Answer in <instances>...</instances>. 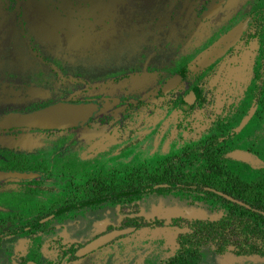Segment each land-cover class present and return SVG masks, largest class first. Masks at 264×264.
I'll return each instance as SVG.
<instances>
[{
    "label": "rangeland",
    "instance_id": "374dc122",
    "mask_svg": "<svg viewBox=\"0 0 264 264\" xmlns=\"http://www.w3.org/2000/svg\"><path fill=\"white\" fill-rule=\"evenodd\" d=\"M25 1L13 2L12 12L18 15L19 24L24 23L23 12L26 13L22 39L16 44L12 41L13 34L2 28L0 21V75L17 80L19 69L29 68L30 74L35 73L32 76L34 84L48 89L49 95L21 101L0 100V116L16 107L33 109L59 99L96 100L101 105L96 116L121 111L123 102L158 100L155 91L161 87L164 79L196 58L200 59L194 71L199 72L211 61L223 56L225 46L240 34L239 30L223 22L217 23L215 27L210 26L211 22H200L201 6L208 0H68L67 11H51L47 3L41 0ZM22 2L25 10L22 9ZM71 14L82 19L72 17ZM101 17L104 23L109 24V28L112 26L111 29L104 27L105 31L97 30ZM112 32L117 34L115 39L111 37ZM121 35H129V39H123ZM35 54L44 57L45 61L43 58L37 59ZM190 77H186L185 86L190 84ZM221 83L226 85L225 78ZM234 83L235 80L232 85ZM157 118L147 119L143 123L142 129L148 133L155 132V135L152 140L148 136L140 140L138 144H144L145 148L140 149V153H133L130 157L133 160L126 157L128 151L116 155L117 150L108 145L106 134L109 125L95 126L97 128L73 127L52 132L31 127L13 130L0 128V158L8 162L28 157L32 164H50L53 158L50 166H56L55 170L60 169V175L54 173L52 176L58 187L54 191L59 192L53 194V200H56L64 191L67 192L73 170L77 172L92 167L89 162L98 164L105 157L112 156L119 158V167L122 168L143 159L163 156L158 152L147 154L148 151L169 148V138L166 143L160 140L158 133L162 132L159 124L162 128L165 126L168 130L173 129L171 135H168L172 139L174 136V139H178L181 133L178 131L180 128L174 126L170 115L164 112L163 116L157 115ZM197 119L195 125L191 124V132L194 134L197 133L194 129L202 131L206 125ZM244 126L243 140H240L242 142L237 148L251 149L253 152L261 150L260 138H264V131L256 129L250 122H245ZM183 132L187 137L191 133L190 130ZM84 161H87L86 164ZM6 184L25 189L16 182ZM24 192L18 193L20 196L12 197L10 201H18L22 197L23 208L26 207L32 196H26ZM46 193L42 192L36 199L38 208L44 207L52 198V195ZM136 202L141 206V213L148 217L184 215L216 219L224 213L223 207L190 202V199L175 189L148 191ZM119 208L118 204L104 203L98 208L84 206L70 209L69 217L57 216L50 220L51 223L62 222L64 227H57L54 232H50L49 237L59 234L67 240L87 241L103 232L108 224L119 223ZM174 228L160 227L153 229V232L164 235L167 241L165 245H174ZM137 231L146 236L150 229L140 227ZM130 236L126 237V241L119 239L91 252L81 260L63 264H159L169 255L167 247L157 249V240H147L139 235ZM38 242L40 245L43 242L44 246L47 243ZM201 253L200 264H264L262 256L237 254L233 251L219 253L207 245L202 247Z\"/></svg>",
    "mask_w": 264,
    "mask_h": 264
},
{
    "label": "flooded vegetation",
    "instance_id": "af4514ba",
    "mask_svg": "<svg viewBox=\"0 0 264 264\" xmlns=\"http://www.w3.org/2000/svg\"><path fill=\"white\" fill-rule=\"evenodd\" d=\"M27 1L28 0H26L25 2ZM41 1L47 3L51 11L56 9L67 11L66 6L68 4V0ZM13 2L14 0H0V21L2 28H5L6 30L10 31L11 34H13L12 41L14 42V44H16L18 40L22 39L21 34L22 32H24L22 28L26 25V13L23 12L24 23L19 24L17 17L18 15L15 16L12 12ZM214 4H219V7L209 15H205V12L209 11L210 7ZM61 5L62 8H60ZM21 6L22 9L25 10V4H23V2L21 3ZM70 11H72V9ZM103 15L104 14H101L100 16ZM72 17L75 16L72 15ZM199 17L201 19L200 22H211L212 25L210 23L209 24L212 27H215L217 23L223 22L226 26H230L239 30L240 34L231 44L225 46L223 56L216 58V60L214 61H211L199 72L194 71L196 69L195 67L198 66V60L200 59L196 58L195 60L188 61L185 67L181 68L180 70H176L174 74L164 79L161 87L155 91V95L157 96L156 98L158 100L140 99L135 102L132 100L130 102H127L128 99H126L125 102L127 103L123 102L121 104V111L117 110V112H108L96 116V113L101 107L100 103L96 100L59 99L49 102L45 105L35 107L33 109H22L17 107L10 109L4 112L0 116V119L11 112H29L46 107L58 101L95 102L97 106L94 109L89 120L86 123L77 126L60 129H49L27 125L9 127H3L0 125V128L2 130H13L20 127H31L38 130L52 132L65 131L73 127L97 128L98 126L109 125V129L106 134L108 138V145L117 150V152H115L116 155H121L128 151L126 157L130 160H133V158H130L132 154L135 152L140 153V149L145 148L143 146L144 144H138L140 143V140L146 138L147 136L150 138V140H152V137L155 135V132L148 133V131L143 130V123L147 119H151L153 117L154 119L157 118V115L163 116L165 112V115H170L171 120H174V126L180 128L178 131H180L181 134L178 139H174L175 136L172 139L168 137V135H171L173 129L170 128L168 130V128H165V126L164 128H162V125L159 124L160 130L162 132L161 134L158 133L160 135V140H162L163 143H166L169 138V148L168 150H157L153 152L148 151L147 154L158 152L163 155L155 156L153 157V159H172L174 156L182 154L184 152L183 150L187 149L195 141L200 140L206 134L213 133L212 131L214 128V123L212 122V117H216L217 114L223 112L225 113V116L230 119L232 116V112H235L237 110L240 112L249 108H253L251 106L253 105V103L250 102V100L254 99V94L256 92L259 93L260 89L264 85V0H208L201 6ZM75 18L79 20L82 19V17ZM20 19H22V15L20 16ZM98 21L99 25L97 26V30L99 32H102V30L105 31L104 27L108 30L111 29L112 26L109 28V24L104 23L105 20L102 17L99 18ZM110 34L111 37H113L114 39L116 38L117 34L115 32H112ZM121 36L123 39H129V35ZM10 44L12 45V42ZM37 55L38 54H35L37 59L41 60L43 58V61H45L44 57L41 58L39 55ZM134 64H136V62H134ZM133 69H135L134 66ZM178 73H181V79L179 80L177 85L173 86L172 88H168L167 82ZM34 75L35 73H29V68H25L23 70L19 69L18 73H16L17 80H15L13 77L7 78L5 75H0V100L21 101L29 100L34 97H47L49 95V90L42 86L34 84V81L32 80V76ZM122 75L124 76L125 73ZM188 76H191V82L188 86H185V82L187 79L186 77ZM223 78H225L226 85H223L221 83V80ZM233 80H235L234 85H232ZM238 82L239 85H237ZM32 88L42 89L45 93L32 94L30 93V90ZM221 91L222 93H220ZM140 108H144L145 110L143 111ZM145 111L147 112V115L145 114ZM199 112H201L200 116L198 114ZM197 117H199L198 119L201 120L202 123H206V125L204 128H202V131L198 130L194 126L196 128L194 130L197 131V133L194 134L191 132V124H196ZM161 121H163V125H165V121L162 119ZM234 122H236L235 119ZM250 122L251 124L255 125L254 127L256 129H261L264 131L263 121L261 122L256 119V122ZM240 125L241 123L239 122L237 126ZM237 126L235 128H237L238 131L236 132L235 136L238 142L237 145H239L242 142L240 140H243L242 133L245 126L242 125L239 128ZM156 127L157 126H155V128ZM183 130H190L191 133L188 137L183 132ZM190 135H195L197 137H191ZM260 140L262 141V144L258 145L261 147V150L253 152L251 149H244L249 151L255 159L254 163H247L258 164L262 162L264 155L263 152L260 153V151L264 150V138H260ZM236 149H238L237 146L229 152ZM229 152H227L228 156H230ZM52 159L50 160V164H45L44 162L41 164H32L31 160L28 157L20 159L17 158V160H10L8 162H4V158H0V170H19L35 172L37 174V176L33 178H9L0 181V264H63L65 262H76L84 258L85 255L100 250L105 246H109L119 239L126 241V237H131V234L133 235L132 237L139 235L143 238H147V240L159 241L158 243H156L157 249L167 247V250L169 251L168 256L172 255L175 252L177 248L176 243L171 241L174 245H165V242L167 241L165 240L164 235L154 234L153 232V229L155 228L166 226L175 227L174 229L176 233V240L178 233L184 231L185 228L180 224H173L170 222V219L174 216L164 217L155 215L148 217L145 215L149 219L159 217L165 218L166 220L163 224L160 225L143 226L149 227L150 229V232H148L146 236H143L141 235V232L137 231V229H139L140 227H137L136 225L132 224L121 226L120 223L123 219L124 213L120 210V208L119 211L121 217L119 223L108 224L103 232L97 234L87 241L67 240L59 234L58 236L49 237L50 232H54L57 227H64L61 224L62 222L51 223L50 220L57 216L69 217L70 209L67 208L71 206V204L77 205L81 203L76 200L78 198H81L83 194L87 193V176H90V174L100 173L113 175L120 168L119 158L112 156L105 157L103 160H101V163L98 164L89 162L92 167H85L84 169L82 168V170H78L77 172L76 170H73L72 175L74 176V178L72 177V175L71 178H69L67 184V192L64 191L62 195H60L56 200H53V194L55 192L54 190H58V187L56 186V182L52 180V176L54 173L60 175V169L55 170L56 166H50ZM94 159L96 158H93L92 160ZM153 159L151 158L143 160L150 161ZM86 162L84 161L85 164ZM75 178H77L78 183L75 181ZM10 182H16L18 185L24 186L25 189L17 186H8L6 183ZM164 184H168L167 186L170 185V183L166 182H164ZM22 192L26 193V196L29 194L32 196V199L29 203L26 204V207L24 206V208L22 197L18 201H10L12 197L20 196L18 195V193ZM42 192H48V194L52 195V198H49V201L44 204V207L38 208L36 199H38L39 195ZM55 193L59 194V192ZM88 207L98 208L94 206ZM132 226L135 227L134 230L117 236L116 238L100 246L96 250L91 251L83 256L76 255V251L78 248L85 245L87 242L91 241L97 236L116 228ZM38 241H47V243L44 246V243L42 242V246ZM72 243H75L76 246L75 250L73 251L70 249ZM159 244L161 247L158 246ZM73 254L75 255V258H72Z\"/></svg>",
    "mask_w": 264,
    "mask_h": 264
},
{
    "label": "trees",
    "instance_id": "16d2710c",
    "mask_svg": "<svg viewBox=\"0 0 264 264\" xmlns=\"http://www.w3.org/2000/svg\"><path fill=\"white\" fill-rule=\"evenodd\" d=\"M254 95L250 100L253 108L232 112L230 119L223 112L212 117L213 133L206 134L172 159L141 160L130 167L124 165L113 175L90 174L86 177L87 193L76 200L81 203L71 204L67 209L118 203L124 213L121 226L160 225L166 219L147 218L140 213L136 200L148 191L175 189L190 202L223 207L224 213L216 219L172 217L171 223L185 229L177 235L175 252L159 264H200L204 245L219 253L233 251L264 257V158L261 163L250 164L227 155L237 146L235 127L239 122L240 126L256 119L264 122V85ZM261 152L264 155V150ZM164 182L170 185L155 187ZM75 248L72 243L70 249Z\"/></svg>",
    "mask_w": 264,
    "mask_h": 264
},
{
    "label": "water",
    "instance_id": "95a60500",
    "mask_svg": "<svg viewBox=\"0 0 264 264\" xmlns=\"http://www.w3.org/2000/svg\"><path fill=\"white\" fill-rule=\"evenodd\" d=\"M218 7L219 4L212 5L209 11L205 12V15H209ZM181 77H182L181 73H178L175 76H173L167 82V87L172 88L173 86L177 85ZM30 93L44 94L45 92L39 88H32L30 90ZM96 106L97 104L95 102L58 101L46 107L39 108L29 112L8 113L0 119V125L3 127L27 125V126L49 128V129L68 128L71 126H77L86 123L89 120L90 116L92 115ZM229 155L236 159H240L246 162H251V163L255 162L253 155L249 151L244 149L233 150L229 152ZM35 176H37L35 172L19 171V170H0V181L9 178L27 179V178H33ZM167 185L168 184L161 183V184H157L155 187H163ZM218 192L227 196L232 200L242 202L222 191H218ZM134 229L135 227L133 226L116 228L114 230L101 234L96 238L92 239L91 241L87 242L85 245L78 248L76 251V255L83 256L91 251L96 250L97 248L106 244L107 242L111 241L117 236L128 233Z\"/></svg>",
    "mask_w": 264,
    "mask_h": 264
}]
</instances>
